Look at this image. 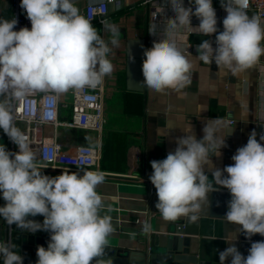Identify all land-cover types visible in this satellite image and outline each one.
Wrapping results in <instances>:
<instances>
[{"label": "clouds", "instance_id": "clouds-1", "mask_svg": "<svg viewBox=\"0 0 264 264\" xmlns=\"http://www.w3.org/2000/svg\"><path fill=\"white\" fill-rule=\"evenodd\" d=\"M225 10L223 31L217 27L212 0H167L175 13L168 17L164 35L144 50L142 84L155 92H177L190 84L193 63L182 52L176 37L181 29L203 36L215 35V47L208 39L197 45L198 59L215 62L217 69L241 74L264 56V22L249 16V0H220ZM31 28L14 30L18 20L0 19V97L22 100L37 92L62 95L70 90L95 89L110 76L114 66L108 55L119 47V29L105 24L111 32V45L80 13L73 0H21ZM199 19L193 27L191 18ZM149 34L156 36L155 28ZM158 37V36H156ZM189 53V52H188ZM190 54V53H189ZM0 129L18 147L10 152L0 144V194L4 205L0 217L9 225L50 234L47 248L38 246L36 264H113L107 256L108 237L115 231L111 217L101 216L105 207L96 189L105 180L102 171L70 172L55 177L45 175L27 137L16 126L12 108L0 102ZM176 139V148L162 160L151 161L150 182L156 189L155 208L163 219L175 221L198 213L209 193L227 189L225 220L236 224L246 238L264 236V133L253 130L246 145L231 157L233 163L222 170L212 164L221 157L225 137L218 134L216 121L208 120L203 137L197 139L190 126ZM214 155L210 158L209 153ZM205 166L212 169L209 182ZM225 173L227 175H225ZM110 211V209H109ZM41 215L39 223L29 217ZM196 215L191 219L196 220ZM15 244L0 241L3 264H23ZM264 264V241L251 243L245 257L234 243L219 252L220 264Z\"/></svg>", "mask_w": 264, "mask_h": 264}, {"label": "crops", "instance_id": "crops-1", "mask_svg": "<svg viewBox=\"0 0 264 264\" xmlns=\"http://www.w3.org/2000/svg\"><path fill=\"white\" fill-rule=\"evenodd\" d=\"M212 1L218 30L223 31L222 21L226 12L220 0ZM98 2H107V24L117 26L120 32L119 47H113L108 55L114 70L110 76L104 77L105 114L106 111H110V114L106 115L101 141L97 140L94 133L66 129L62 131L61 142L69 152L80 144L97 147L100 143L102 150L105 134L115 132L124 136V171H103L100 162V171L105 173L104 182L96 189L105 205L100 215L110 216L115 229L108 237L107 247L144 251L151 240L159 237L163 241L166 235L181 225L183 235L191 241L190 251L197 257L198 264H220L219 252L229 244L234 243L240 251V226L220 216L225 213V208L219 200L213 210L217 217L210 215V193L208 200L202 203L200 212L181 216L175 221L163 219L155 208L158 198L152 203L147 193L150 185L148 179L153 171L150 162L162 160L174 151L176 139L185 135L183 130L190 126L197 139H201L203 127L208 120L215 119L218 134L226 135L231 129L225 137L226 146L220 150L222 156L212 158L215 168L222 170L231 165V157L239 147L246 145L253 130L257 132L259 140V134L264 133V56L253 67L234 75L230 71L217 69L215 62L205 64L196 57L197 45L202 40H211L213 47L216 46V34L203 36L181 29L176 41L180 50L193 63L190 84L179 92L167 89L161 93L144 86L142 77L143 89L130 90L129 87L135 88L139 83L138 77L132 73L134 64L130 62L144 48H150L159 36L164 35L168 17H173L175 13L168 7L167 0H73L84 16L88 4ZM184 5L188 7L190 0H184ZM11 6L12 0H0V19H12ZM247 13L250 17L257 16L254 11ZM191 23L193 27L198 26L199 19L193 16ZM93 27L112 47L111 32L96 23ZM153 27L158 37L149 34ZM0 102L11 106L9 98L0 97ZM47 132L50 134L51 129L47 128ZM9 140L0 129V144L10 151ZM213 155L209 153L210 158ZM204 170L209 176V182L215 184L212 169L205 166ZM42 172L52 177L62 174L46 169H42ZM192 215H196V220L191 219ZM40 219L42 223L44 217L40 215ZM143 225L144 230L141 227ZM10 231L8 238L16 237V252H19V228L13 224ZM230 260L231 257L225 264H230Z\"/></svg>", "mask_w": 264, "mask_h": 264}, {"label": "built area", "instance_id": "built-area-1", "mask_svg": "<svg viewBox=\"0 0 264 264\" xmlns=\"http://www.w3.org/2000/svg\"><path fill=\"white\" fill-rule=\"evenodd\" d=\"M21 0H12V19L18 20L16 28H31L25 11L20 7ZM213 3V1H212ZM192 6L191 4L188 5ZM85 16L102 27L108 19L107 2L89 3ZM247 11H254L264 21V0H249ZM190 51V50H189ZM106 84L83 90H70L57 95L53 92H37L22 100L9 98L16 126L27 137L32 151L37 158L38 167L52 172L100 171L102 150L97 147L76 145L71 152L61 142L62 129L82 130L94 133L101 141L106 124L105 98ZM51 129V133L47 132ZM10 152L19 151L9 140ZM144 230V225L141 226ZM2 241V240H1ZM0 264L3 262L0 259Z\"/></svg>", "mask_w": 264, "mask_h": 264}, {"label": "water", "instance_id": "water-1", "mask_svg": "<svg viewBox=\"0 0 264 264\" xmlns=\"http://www.w3.org/2000/svg\"><path fill=\"white\" fill-rule=\"evenodd\" d=\"M144 48V47H143ZM140 52L134 61L130 62L134 64V76L138 77L139 83L135 88H130V90L141 91L143 89L141 85L142 75V62L144 59V50ZM130 66V64H129ZM129 69V68H128ZM149 186L147 187V193L149 199L152 203L157 200L156 189L154 185L148 179ZM213 186L219 189L218 185L213 184ZM210 215H214L216 201L219 200L220 204L225 208V213L227 211V202L231 199V195L227 189L220 188L218 191L210 193ZM3 198H0V206L4 205ZM225 213L220 215L225 216ZM36 222L41 221L40 215L35 217H29ZM11 230V225L0 217V241L13 243V238H8V234ZM20 239H19V252L23 257V264H36L38 259L36 255V250L38 246H43L47 248V243L50 239L49 234H45L41 230L34 233L24 231L19 228ZM241 249L240 252L246 257L248 255V250L251 247L252 242L264 241V236L259 234L253 235L251 239L246 238V236L241 232ZM190 239L183 235V228L180 225L174 232L166 235L165 240L161 241L159 237L156 240H151L149 244L143 250H123L118 248L107 247L106 253L108 257H111L113 264H198L197 257L191 254L190 251Z\"/></svg>", "mask_w": 264, "mask_h": 264}, {"label": "trees", "instance_id": "trees-1", "mask_svg": "<svg viewBox=\"0 0 264 264\" xmlns=\"http://www.w3.org/2000/svg\"><path fill=\"white\" fill-rule=\"evenodd\" d=\"M101 169L108 172H123L125 167V140L124 136L111 132L103 138ZM17 239L13 243L17 246ZM16 251V248L14 249Z\"/></svg>", "mask_w": 264, "mask_h": 264}, {"label": "rangeland", "instance_id": "rangeland-1", "mask_svg": "<svg viewBox=\"0 0 264 264\" xmlns=\"http://www.w3.org/2000/svg\"><path fill=\"white\" fill-rule=\"evenodd\" d=\"M106 102L107 103H112V102H110V101H108V100H106ZM107 113H109L110 114V111L108 112V111H106V115H107ZM106 126V125H105ZM105 126H104V128H105ZM64 130H66V129H62V131H64Z\"/></svg>", "mask_w": 264, "mask_h": 264}]
</instances>
